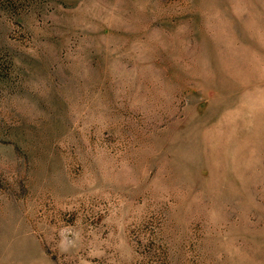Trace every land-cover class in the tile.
<instances>
[{
  "label": "rangeland",
  "instance_id": "obj_1",
  "mask_svg": "<svg viewBox=\"0 0 264 264\" xmlns=\"http://www.w3.org/2000/svg\"><path fill=\"white\" fill-rule=\"evenodd\" d=\"M0 264H264V0H0Z\"/></svg>",
  "mask_w": 264,
  "mask_h": 264
}]
</instances>
